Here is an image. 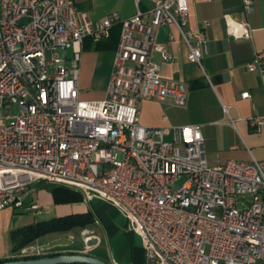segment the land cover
Returning a JSON list of instances; mask_svg holds the SVG:
<instances>
[{"label":"built area","instance_id":"2783aa9c","mask_svg":"<svg viewBox=\"0 0 264 264\" xmlns=\"http://www.w3.org/2000/svg\"><path fill=\"white\" fill-rule=\"evenodd\" d=\"M241 2L249 14L254 0ZM143 13L113 10L92 20L72 0H0V209L20 206L31 182L66 184L116 206L126 229L140 235L146 264H264V159L209 164L201 124L140 122L145 98L187 101V84L162 75L154 57L170 58L157 42L159 27L176 25L187 58L199 65L206 50L204 27L186 28L188 0H153L150 19ZM225 21L233 36L251 37L246 16ZM115 26L106 93L81 97L85 39L104 40ZM246 66L264 71V51ZM249 120L259 125L264 114Z\"/></svg>","mask_w":264,"mask_h":264},{"label":"crops","instance_id":"0c3cea01","mask_svg":"<svg viewBox=\"0 0 264 264\" xmlns=\"http://www.w3.org/2000/svg\"><path fill=\"white\" fill-rule=\"evenodd\" d=\"M72 1L77 9L85 11L87 17L92 20L100 19L113 10L118 11L122 17H129L137 8L144 12L143 19L149 20L153 7V0ZM188 1L186 28L195 30L203 26L205 30L206 50L201 57V65L187 58L188 47L178 28L172 23L162 25L157 32V42L170 58L163 59L159 51L154 54L161 64L162 75L183 80L187 84V101L185 105L177 106L145 98L140 103V122L148 126L201 124L203 149L209 164L223 163L229 159L263 160L264 122L253 125L249 119L254 114H264V71L249 70L246 64L256 53L264 51V0H254L253 10L247 15L243 11L241 0ZM225 14L235 19L246 16L252 28L251 37H235L230 34L226 29ZM206 21L209 23L204 26ZM112 30L108 37L111 43L109 48H97V41L85 39L78 88L92 82L97 69L99 50L109 49V65L102 73L103 91L88 99H99L106 93L118 41L110 42ZM244 90L249 91V96H241L240 93ZM22 192L24 196L20 206L9 205L0 209V259L14 254L10 238L12 229L54 216L90 210L95 221L88 225L86 230L91 233V240L96 241L87 243L88 246L83 245V249L61 250L86 252L113 264H121L116 254L109 249L110 236L116 231L129 235L134 232L126 229V218L116 206L96 197L87 199L78 187L46 180L31 182ZM31 202H37L38 208H29ZM16 211H24L30 216L22 222L15 214ZM51 234L54 233L38 237L36 241L49 236L34 244L42 246L53 236H58L50 237ZM138 237L141 245L137 246V249L132 248L135 253L132 264H146L143 242L140 235ZM71 243H74V240Z\"/></svg>","mask_w":264,"mask_h":264},{"label":"trees","instance_id":"16d2710c","mask_svg":"<svg viewBox=\"0 0 264 264\" xmlns=\"http://www.w3.org/2000/svg\"><path fill=\"white\" fill-rule=\"evenodd\" d=\"M119 27L116 26L112 30L110 37V42H116L118 40ZM111 43H109V38L105 41H97L95 46L97 48H109ZM117 45V43H116ZM95 221V217L90 210L75 212L65 215L54 216L49 219L38 220L21 225L10 231V238L12 242V250L14 254L0 261H5L9 259H19V258H34L43 255H55L58 253H72L75 250H61L65 246H54L49 248L45 253L40 254H21L20 250L31 244L38 237L52 232H64L69 231L74 228H83L92 224ZM79 264H90V263H79Z\"/></svg>","mask_w":264,"mask_h":264},{"label":"rangeland","instance_id":"374dc122","mask_svg":"<svg viewBox=\"0 0 264 264\" xmlns=\"http://www.w3.org/2000/svg\"><path fill=\"white\" fill-rule=\"evenodd\" d=\"M67 49L68 51H70V47H68ZM80 63H81V59L79 62V69H80ZM108 65H109V49H100L99 56H98L97 69L95 71V76L92 82H89L88 84L79 87V94L81 97H86V98L96 97L97 94H101V92L103 91V87H104L102 73H104V70L106 69ZM86 86H88L89 89H87ZM15 214L18 215V217L20 218L22 222L26 221L27 217L30 216L24 211H20V212L16 211ZM86 228L87 227L74 228L72 230L64 231V232H52L54 234H51L50 237L52 235L68 236L74 240V243H70L66 245L64 248L83 249V245H85V242H84L85 236H91V233L89 232V230H87L86 234L83 233V230H85ZM47 238H49L48 235L45 237H41L37 241H41ZM53 238L55 237L53 236ZM37 241L35 239L31 244L25 247L32 246V245H34L35 247L36 244L34 243H36ZM139 245H141V240L138 237V235L134 233H131L129 235L127 233L116 231L114 232V234L110 236V240H109V247H111L109 249L112 250V252L116 254V257L118 258L121 264H132L133 256H135V253L133 252L132 248L134 247L135 249H137V246ZM260 263L261 262H257L256 264H260Z\"/></svg>","mask_w":264,"mask_h":264},{"label":"water","instance_id":"95a60500","mask_svg":"<svg viewBox=\"0 0 264 264\" xmlns=\"http://www.w3.org/2000/svg\"><path fill=\"white\" fill-rule=\"evenodd\" d=\"M68 236H57L43 244V248H52L58 245H67L72 242ZM96 240H90L88 243H94ZM89 245V244H88ZM31 247L28 248L30 250ZM61 263H90V264H113L98 256L86 252L58 253L55 255H43L34 258H19L0 261V264H61Z\"/></svg>","mask_w":264,"mask_h":264}]
</instances>
